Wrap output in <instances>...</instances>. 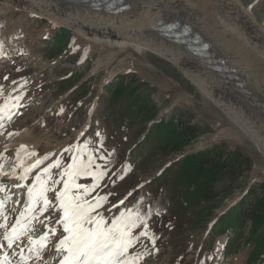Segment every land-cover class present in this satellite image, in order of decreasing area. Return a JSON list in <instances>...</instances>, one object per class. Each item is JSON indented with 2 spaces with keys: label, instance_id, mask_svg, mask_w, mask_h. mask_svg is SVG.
I'll return each instance as SVG.
<instances>
[{
  "label": "rangeland",
  "instance_id": "1",
  "mask_svg": "<svg viewBox=\"0 0 264 264\" xmlns=\"http://www.w3.org/2000/svg\"><path fill=\"white\" fill-rule=\"evenodd\" d=\"M238 1L264 28V0ZM9 33L21 35L12 46L13 52L0 59V96L3 102H8L0 120V135H14L31 145L50 147L54 152L46 154L48 149L37 150L35 159L42 158V163L25 175V182L12 188L3 202L8 218L13 221L28 207L27 187L37 175L47 181L50 191L45 195L54 205L55 191L62 189V181L66 179L60 175L63 168L71 163L73 156L87 163L91 154V170L97 171L96 165H99L105 175L96 181L91 176L77 177L76 183L89 189L86 195L81 190L84 199L95 203L96 197H107L95 212L103 215L108 223L122 212L127 213L131 206L132 213H139L146 219L147 236L139 237L130 249V253L141 257L137 264H203L209 253L200 252L211 224L234 206L251 185L264 182V154L255 143L219 107L204 97L176 66L151 51L143 49L135 53L106 44H92L77 34L62 33L59 27H49L44 18L19 11H0V36ZM58 33L65 35V40L61 51L56 52L54 39ZM121 78L131 87L138 82L146 84L140 92L150 94L147 104L157 108V119L166 120L182 111L191 116L192 122L203 133L180 152L167 156L157 153L146 160L143 167L130 163L127 153L141 138L142 132L138 131L149 127L152 121L145 122L142 116L120 118L118 113L126 102L113 108L108 106L104 99L109 96L106 87L110 83L115 86ZM77 87L80 90L74 91ZM214 145L240 150L250 159L249 169L238 177L235 190L210 214L202 212L199 217L195 208L185 214L181 223L169 221L171 214L165 191L154 195L148 190L149 182L182 156ZM56 160L60 161V167L45 174L43 169ZM12 179L4 178L0 192ZM53 180L61 182L53 185ZM39 186L35 183L36 189ZM40 207L42 202L33 209L32 215L36 219L32 221L34 231L30 234L39 238L37 234H43L45 225L57 228V233L50 237L48 250H42L40 254L28 252V257L39 256L38 260L47 254V259H41L38 264H56L58 258L54 244L61 238L62 226L57 224L60 213L50 207L41 214ZM248 227L249 223H246L241 228L232 253L226 256L222 251L231 231L215 236L212 264H244L250 250V246L244 243ZM141 230L142 223L132 229L133 235L138 236ZM149 237L154 238L155 243Z\"/></svg>",
  "mask_w": 264,
  "mask_h": 264
},
{
  "label": "bare ground",
  "instance_id": "2",
  "mask_svg": "<svg viewBox=\"0 0 264 264\" xmlns=\"http://www.w3.org/2000/svg\"><path fill=\"white\" fill-rule=\"evenodd\" d=\"M125 2L129 6L127 9L114 12L95 9L86 0H0V11H19L28 16L44 18L49 27L64 28L92 44H106L135 53L144 49L165 58L204 97L219 107L264 154V28L256 23L238 0ZM162 22H177L190 28L212 46L214 53L230 64L247 88L240 89L234 82L217 76L187 47L161 35L157 29ZM9 34L0 36V59L13 52L12 46L21 35ZM244 90L250 95H246ZM4 103L0 96V105ZM15 137L0 135V164L9 160L4 175L13 178L6 182L7 185L0 192V208L12 188L24 183L27 177L25 175L37 167H31L36 162L34 155L37 150L48 149L46 154L54 150L31 145ZM29 168L31 170L27 171ZM6 177L0 178L1 184H4ZM30 187L35 188L34 180L27 188ZM131 208L133 206L130 210ZM6 213L7 211L0 210V222L3 216H7ZM3 232L4 229H0V245H3L0 247V255L7 252L13 264H21V249L26 258L24 264H38L41 259H47V254H43L38 260L36 258L39 256L28 257L26 238L16 241L13 248L8 249ZM13 252L16 255H12Z\"/></svg>",
  "mask_w": 264,
  "mask_h": 264
},
{
  "label": "trees",
  "instance_id": "3",
  "mask_svg": "<svg viewBox=\"0 0 264 264\" xmlns=\"http://www.w3.org/2000/svg\"><path fill=\"white\" fill-rule=\"evenodd\" d=\"M54 47L61 51L65 35L57 34ZM115 86L110 83L106 89L109 96L104 97L110 108L126 102L120 118L140 117L145 122H151L149 127L141 128L142 134L127 153L130 163L143 167L146 160L162 153L164 156L182 151L194 138L203 131L192 122L191 116L179 111L169 119H157V108L148 106L149 93L143 95L140 90L146 87L144 82H138L133 87L126 84L123 78L118 79ZM66 83V81H65ZM64 88V85L61 86ZM80 87L74 89L79 91ZM128 90V91H127ZM157 119L156 121H154ZM250 167V159L240 150H228L222 145H214L204 150L182 156L165 167L148 184V190L154 195L165 191L168 200L169 221L181 223L185 214L192 209L210 212L235 190L238 177ZM167 218H165L166 220ZM249 223L244 243L250 246L244 264H264V182L249 187L241 199L213 222L207 241L201 250L209 255L203 264H212V244L216 235L230 230L222 255L232 253L236 241L241 234V228ZM178 224V223H177ZM238 245V244H237ZM236 245V246H237Z\"/></svg>",
  "mask_w": 264,
  "mask_h": 264
},
{
  "label": "snow or ice",
  "instance_id": "4",
  "mask_svg": "<svg viewBox=\"0 0 264 264\" xmlns=\"http://www.w3.org/2000/svg\"><path fill=\"white\" fill-rule=\"evenodd\" d=\"M7 104L8 102L5 101V105H0V118L5 115ZM8 118L11 117L8 116ZM21 147L23 148V146ZM65 151H69V149H65ZM101 158L103 159V157ZM41 163L42 161L37 160L31 167H36ZM92 164L91 154L88 155L87 163L75 156L72 157L71 163L60 173L61 177H66V179L62 181V189L55 191L54 205L45 195L50 191L47 181L37 175L36 183H39L40 186L38 189L33 187L28 189V207L25 211L21 212L14 222L9 221L7 216L2 217L0 229H4L3 239L7 243V248L12 249L16 241L21 237H26L29 252L40 254L42 250H48L47 243L50 234L55 236L57 228L45 225L46 230L39 238H33L30 234L34 231L31 228L32 221L36 219V216L32 215L33 209L38 202H42V207L39 208L41 214L48 211L50 207H54V210H58L60 213L57 224L62 226L61 238L54 244L58 264H137L141 257L130 253V249L133 248L139 237L147 236L146 219L141 214L132 213L129 210L127 213L122 212L120 216L108 223L103 215L95 212V209L100 207L107 197H96L95 203L89 202L81 194L82 189L84 195L89 189L76 183L78 176H91L96 181L105 175L103 171L99 170V165H96L97 171L93 172ZM59 167L60 161L56 160L55 163L43 169V172L46 174L50 169ZM30 170L31 168L27 169V171ZM60 182L53 180L52 184ZM120 203L123 204V201ZM140 223L143 224V230L139 232L138 236L133 235L132 229L138 227ZM149 239L155 243L154 238L149 237ZM12 255H16V253L13 252ZM25 259L23 249H21V264H24ZM0 264H13L7 252L0 255Z\"/></svg>",
  "mask_w": 264,
  "mask_h": 264
},
{
  "label": "water",
  "instance_id": "5",
  "mask_svg": "<svg viewBox=\"0 0 264 264\" xmlns=\"http://www.w3.org/2000/svg\"><path fill=\"white\" fill-rule=\"evenodd\" d=\"M93 5L114 12H122L126 8L125 0H92ZM109 3H112L108 6ZM62 33H68L64 28H60ZM157 31L169 40L177 44L184 45L191 51L202 63L217 76H220L229 82H234L238 88L246 89L247 86L242 82L239 74L230 66V64L221 56L213 52L210 44L196 35L192 30L177 22H162ZM246 95H250L244 90Z\"/></svg>",
  "mask_w": 264,
  "mask_h": 264
}]
</instances>
